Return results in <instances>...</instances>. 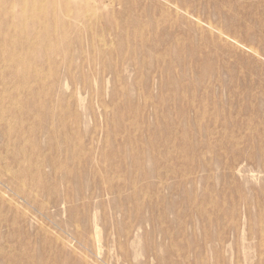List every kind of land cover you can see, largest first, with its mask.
Returning a JSON list of instances; mask_svg holds the SVG:
<instances>
[{"label":"rangeland","instance_id":"obj_1","mask_svg":"<svg viewBox=\"0 0 264 264\" xmlns=\"http://www.w3.org/2000/svg\"><path fill=\"white\" fill-rule=\"evenodd\" d=\"M26 2L0 264H264V0Z\"/></svg>","mask_w":264,"mask_h":264},{"label":"bare ground","instance_id":"obj_2","mask_svg":"<svg viewBox=\"0 0 264 264\" xmlns=\"http://www.w3.org/2000/svg\"><path fill=\"white\" fill-rule=\"evenodd\" d=\"M18 5L20 7V9H24V11L22 13H17L16 11L10 10L8 11V15H0V26L4 29L1 28V34H0V43L4 46L3 49L0 50V62L3 60H7L10 61L11 64H13L12 67L13 70L11 71V75H10V79H12L13 81L15 79L19 80V86L15 87V90H13L14 92L8 96V97H4V93H5V89H4V85L2 87H0V97L3 99V101H8L10 103H12L14 105V98L17 96V94L19 92H24L25 90H28L27 86H23V83L26 81V77L25 75H23L22 72L19 71V66L22 64H25L29 61V58L31 56V51L34 47V42L32 41V39L29 37V34L26 35V39H24V41H17L15 38H11L9 39V36L11 34V36H14L16 34L17 31L23 32L24 28H25V24H26V18L29 15H24V13L26 12V8H29L28 2H26V0H18ZM6 12V11H5ZM3 12V14L5 13ZM11 18V20L9 19ZM6 31H10V32H5ZM28 33V31H26ZM18 43V45H17ZM19 48H25L26 51V55L28 59H24V60H19L16 57V54H14V52H16V50ZM23 58V57H20ZM4 78V75H0V80L2 82V79ZM29 105H32L31 101L29 102ZM33 108L29 107L28 108V112L32 111ZM32 113L29 114V117H32L31 115ZM46 121H42L40 123V121H38V127L39 128H45V123ZM36 130L37 129V125H35L34 127Z\"/></svg>","mask_w":264,"mask_h":264}]
</instances>
